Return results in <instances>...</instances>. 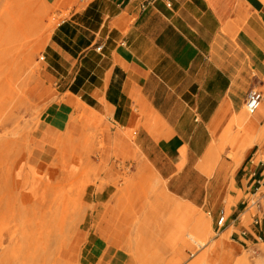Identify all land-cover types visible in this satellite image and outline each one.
Returning <instances> with one entry per match:
<instances>
[{
	"label": "rangeland",
	"instance_id": "1",
	"mask_svg": "<svg viewBox=\"0 0 264 264\" xmlns=\"http://www.w3.org/2000/svg\"><path fill=\"white\" fill-rule=\"evenodd\" d=\"M38 1L0 0V264L264 261V240L257 242L250 233L256 211L251 201L260 199L264 205V188L253 190L256 194L247 195L245 203L240 200L244 192L238 189L242 182L246 184L241 182L239 168L255 143L262 144L264 139V128L256 132L252 125L239 126L241 116L253 119L245 105L211 143L213 156L205 162L202 158L199 172L187 170L172 182L176 185L144 156L134 132L125 141L119 137L124 131L99 113L95 129L68 136L63 143L70 172L50 173L56 150L48 146L40 150L39 141L50 123L48 114L68 95L61 93L64 81L56 84L46 78L41 56L47 43L36 47L49 19L36 29L25 21L29 8ZM25 25L33 30L29 45L27 40L15 39ZM23 42L11 55L13 45ZM65 127L60 128L58 138H64ZM105 187V203L96 217L100 209L93 201L94 190ZM31 189L35 190L32 198L22 197ZM222 212L228 222L218 229ZM239 214L242 227L233 223ZM174 216L186 220L184 235L197 220L208 224L206 244L200 247L184 236L175 241L169 227ZM91 230L97 237L89 240ZM244 230L245 236L241 235ZM196 235L204 238L203 233ZM111 240H122L127 249L111 248ZM96 247L100 251L94 254Z\"/></svg>",
	"mask_w": 264,
	"mask_h": 264
},
{
	"label": "crops",
	"instance_id": "2",
	"mask_svg": "<svg viewBox=\"0 0 264 264\" xmlns=\"http://www.w3.org/2000/svg\"><path fill=\"white\" fill-rule=\"evenodd\" d=\"M71 9L45 47L46 78L64 81L65 99L95 109L124 131L125 141L134 132L170 184L187 170L199 172V161L253 88L263 100L248 115L254 131L264 128L263 0H78ZM55 106L48 126L62 131L73 109ZM261 143L239 168L243 203L264 188ZM94 191L98 209L107 187ZM240 216L233 223L242 227Z\"/></svg>",
	"mask_w": 264,
	"mask_h": 264
},
{
	"label": "bare ground",
	"instance_id": "3",
	"mask_svg": "<svg viewBox=\"0 0 264 264\" xmlns=\"http://www.w3.org/2000/svg\"><path fill=\"white\" fill-rule=\"evenodd\" d=\"M264 1V0H263ZM77 0H39L34 7L29 8V12L27 17L25 18V21L28 25L35 26H41L44 23V20L46 18L49 19V23L43 28L44 31L40 35L39 42L37 43L36 47H42L44 46L48 40L50 39V36L52 34V31L56 27V25L60 24L64 16H66L69 12V9L71 6H73ZM32 25L30 27H32ZM30 27L25 25V29L18 33L16 36V40H27V44L25 42L19 43L17 46L16 44L13 45V47L10 49L11 55H15L18 51L17 47H23L25 44L29 45L28 39L31 32L33 31L30 29ZM65 104L68 105L73 109V112L70 115V118L66 124V129L63 133L64 138H58L59 135L62 133H59L58 130H56L53 126H48L46 131L44 132V136L41 138V141L39 142L40 145L39 148H44L48 146L50 150L54 148L56 150V156L53 159V162L50 166V173L52 175L56 174L58 171H62L65 173H68L70 171L67 170L66 167V154H65V148H64V141L69 139V137L77 134L80 131L83 130H93L95 129L98 121L99 116L95 109L87 106L85 103H83L79 99L69 98L64 100ZM253 124L252 120H247L243 118L242 116L239 119V126H251ZM2 123H0V126ZM95 131V130H94ZM96 133V132H95ZM69 136V137H68ZM247 151V148L243 150V156L245 155ZM214 154V146L210 145L208 151L206 152L203 162L207 161L210 157H212ZM240 161V160H239ZM75 164L76 162L73 161ZM238 163V162H237ZM240 165V162L239 164ZM237 165V166H238ZM75 166V165H74ZM32 191V192H31ZM31 191L25 190L22 194V197L24 198H32L34 195V189H31ZM170 200V199H169ZM187 225L186 220L185 221H179L177 216H174L170 218L169 227H171V233L172 237L175 239V241L179 238L187 237L189 240L194 241L197 243L198 246H204L206 244L207 235L210 233V228L208 224L204 223L202 220H197L193 223L192 228H190L191 231L187 230L188 232L184 235V225ZM194 230V231H193ZM196 233H203L204 238H201L200 236H197ZM112 241V240H111ZM122 240H116L115 242L112 241L111 245L113 247L120 248L121 250L127 249L125 244H122ZM264 244V243H263ZM264 246V245H263ZM110 248V249H111ZM100 248L96 249V252H99ZM130 248H128L129 250ZM136 254L140 252L139 248L136 247V250H134ZM92 259V257H90ZM90 259V260H91ZM91 262H93L91 260ZM101 264V263H100ZM242 264H249L247 262H244ZM257 264H264V261H260Z\"/></svg>",
	"mask_w": 264,
	"mask_h": 264
},
{
	"label": "built area",
	"instance_id": "4",
	"mask_svg": "<svg viewBox=\"0 0 264 264\" xmlns=\"http://www.w3.org/2000/svg\"><path fill=\"white\" fill-rule=\"evenodd\" d=\"M44 56H41V60H44ZM263 100V93L257 89H251L246 97L245 108L246 112L249 115H253L260 108ZM255 195V194H254ZM252 205L256 207V211L252 215L251 225L252 231H250L252 237L257 242H261L264 240V205L262 204L260 199H254L251 201ZM249 204V203H248ZM248 207V205H247ZM228 222V217L224 212L220 214L217 219L216 225L218 229H221ZM247 234L246 230L242 231L241 235L245 236Z\"/></svg>",
	"mask_w": 264,
	"mask_h": 264
}]
</instances>
